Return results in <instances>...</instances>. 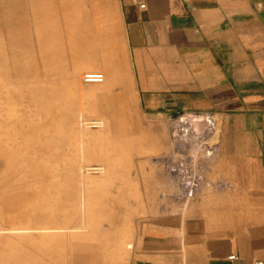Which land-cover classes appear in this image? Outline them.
<instances>
[{
  "label": "crops",
  "instance_id": "obj_1",
  "mask_svg": "<svg viewBox=\"0 0 264 264\" xmlns=\"http://www.w3.org/2000/svg\"><path fill=\"white\" fill-rule=\"evenodd\" d=\"M112 6L103 67L108 81L91 89L106 88L108 106L138 107L142 124L136 133H105L112 154L97 155L108 166L93 190L108 202V264H264V0H112ZM77 58L91 60L75 56L79 66ZM49 59L45 51V68L62 62L61 56ZM172 112L213 113L222 123L221 143L207 159L199 191L187 200L161 161L171 151ZM40 136L41 177L32 178L12 157L22 135L0 130V201L23 203L28 215L15 221L29 224L0 227V237L24 234L32 250L42 249V261L60 264L62 254L50 253L48 243H61L63 231L86 229L93 216L66 224L64 202L73 198L62 192L54 203V195L64 187L76 192L80 183L58 167L63 133ZM54 137L55 177L47 174L45 160ZM91 158L83 155L82 161ZM55 205L62 214L50 218ZM36 210L41 214L33 215ZM37 231L43 235L34 241Z\"/></svg>",
  "mask_w": 264,
  "mask_h": 264
},
{
  "label": "rangeland",
  "instance_id": "obj_2",
  "mask_svg": "<svg viewBox=\"0 0 264 264\" xmlns=\"http://www.w3.org/2000/svg\"><path fill=\"white\" fill-rule=\"evenodd\" d=\"M113 17L112 0H0V130L22 135V145L14 148L12 157L22 161L17 169H22V165L29 168V162L32 163L31 168H23V176L32 178L41 177L43 140L40 133H63V155L59 156L58 167L62 164L64 177L80 185L76 192L67 187L60 189L52 201L55 203L62 192L66 200L73 198L64 202L68 217L66 224L75 225L83 218L93 216V222L87 224L86 229L63 231L59 233L63 235L61 243H48L46 247H52L50 253L62 254L60 264H108V202L105 196L101 198L93 192L98 189L95 180L108 176V166L97 155L112 154L105 133H136L138 124H142L138 122V107L108 106L106 88L91 89L92 86H105L108 81L103 67ZM20 22H24L22 27L16 29ZM80 29H85L90 39L79 46L74 44L76 39L86 36ZM45 51L50 55L49 62L60 56L62 62L45 68ZM78 55H87L91 60L77 58L81 65H75L74 58ZM88 72L103 73L105 82L84 83L83 75ZM58 94L62 99H59V106ZM108 109L112 111V120L108 119ZM79 117L84 121L101 120L103 126L89 128L83 125L80 128ZM174 121H171L172 125ZM50 140L53 145H50L45 160L49 166L47 174L55 177L52 174L56 173L57 167L56 137L49 138V144ZM117 150L122 152L119 148ZM83 155L92 158L88 162L82 161ZM94 165L103 166L104 174L86 171L87 167ZM15 174L20 176L22 170H16ZM82 194L87 206L85 212L81 208ZM16 206L22 207L15 210ZM52 210L50 218L62 214L56 205ZM34 214L41 213L36 210ZM24 215L28 214L24 212L23 203L0 201L1 228L29 226L15 221ZM76 234L78 236H74ZM83 234H89V237L82 238ZM22 235L12 232L1 235L0 264L41 263L42 249L32 250V245L25 242ZM31 235L37 241L35 239L43 234L37 231ZM42 262L51 264L53 261Z\"/></svg>",
  "mask_w": 264,
  "mask_h": 264
},
{
  "label": "built area",
  "instance_id": "obj_3",
  "mask_svg": "<svg viewBox=\"0 0 264 264\" xmlns=\"http://www.w3.org/2000/svg\"><path fill=\"white\" fill-rule=\"evenodd\" d=\"M104 74L88 72L84 83L100 84ZM171 127V151L161 157L165 173L177 189L180 197L189 199L197 193L205 177L207 159L215 155L221 143L222 124L216 114L184 113L175 119ZM89 128H101L99 121L88 122ZM90 174H104L100 165L86 170ZM231 256L230 259H234Z\"/></svg>",
  "mask_w": 264,
  "mask_h": 264
},
{
  "label": "bare ground",
  "instance_id": "obj_4",
  "mask_svg": "<svg viewBox=\"0 0 264 264\" xmlns=\"http://www.w3.org/2000/svg\"><path fill=\"white\" fill-rule=\"evenodd\" d=\"M104 82H105V79H104ZM104 82H103V83H104ZM100 84H101V83H100ZM92 120H93V121H96V122L99 121L100 125L103 126V121L98 120V119H92ZM92 120H88V121L85 120V121H84V119L82 118V120L80 121L79 126H80V127H82L83 125H85V126L87 125V126H88V122H90V121H92ZM90 167H91V166L87 167L86 170H88ZM102 167H103V166H102ZM103 168H104V167H103ZM104 172H105V168H104Z\"/></svg>",
  "mask_w": 264,
  "mask_h": 264
},
{
  "label": "water",
  "instance_id": "obj_5",
  "mask_svg": "<svg viewBox=\"0 0 264 264\" xmlns=\"http://www.w3.org/2000/svg\"><path fill=\"white\" fill-rule=\"evenodd\" d=\"M181 112H172V113H169V116L168 118H170L171 120H174L176 118H178L180 116Z\"/></svg>",
  "mask_w": 264,
  "mask_h": 264
}]
</instances>
